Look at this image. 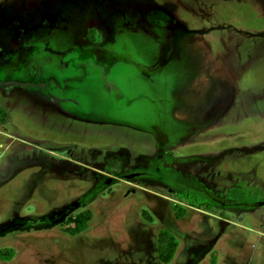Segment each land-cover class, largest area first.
Returning a JSON list of instances; mask_svg holds the SVG:
<instances>
[{
    "label": "rangeland",
    "instance_id": "obj_1",
    "mask_svg": "<svg viewBox=\"0 0 264 264\" xmlns=\"http://www.w3.org/2000/svg\"><path fill=\"white\" fill-rule=\"evenodd\" d=\"M0 77V264H264V0H0Z\"/></svg>",
    "mask_w": 264,
    "mask_h": 264
},
{
    "label": "trees",
    "instance_id": "obj_2",
    "mask_svg": "<svg viewBox=\"0 0 264 264\" xmlns=\"http://www.w3.org/2000/svg\"><path fill=\"white\" fill-rule=\"evenodd\" d=\"M94 32L93 29L90 30V33L92 34ZM1 112V110H0ZM233 197V196H232ZM236 200L239 201H249V198L244 197H233ZM251 199V198H250ZM191 202V200H189ZM175 210H176V217L178 219L182 218L183 215L185 214V208L180 205L176 204L175 205ZM91 219V212L89 210H86L84 212L78 213L74 216L69 217L67 220V225L65 227V231L69 233L70 235H78L79 233L85 231L88 228V222ZM162 244L160 245V250H159V257L162 262L164 263H169L176 251L177 248V242L172 236H167L165 233H162L160 236ZM165 244V247L163 246ZM12 257L10 251H0V258L3 260H9ZM211 264H215L214 261L211 262Z\"/></svg>",
    "mask_w": 264,
    "mask_h": 264
},
{
    "label": "crops",
    "instance_id": "obj_3",
    "mask_svg": "<svg viewBox=\"0 0 264 264\" xmlns=\"http://www.w3.org/2000/svg\"><path fill=\"white\" fill-rule=\"evenodd\" d=\"M99 15H97V18L99 19V17H98ZM85 19L84 18H81V15H77L76 16V20H75V23L73 24V26H72V29L69 31V30H67V31H62V33H59V32H57V33H53V35H51V36H53V38H51V36H48V38L50 37V43H54V44H56V46H58V47H60V48H62L61 47V44H60V42L58 41V39H56V37H58L59 35H63V34H72V42L70 41V42H67V45H66V48H70V47H75V48H80L81 46H80V44H81V40H78V41H76V37L80 34V32H81V25H83V24H85V21H84ZM100 20V19H99ZM94 27H96V26H94ZM97 28V27H96ZM62 37H64V36H62ZM78 38V37H77ZM74 41V42H73ZM66 44V43H65ZM67 49V50H68ZM70 52V51H69ZM69 63H70V65L73 67V68H81V61H76V60H73V59H71V57L69 56ZM81 70H82V68H81ZM82 72L84 73V71L82 70ZM82 76V78H83V74H81ZM71 78H73V77H71ZM6 80H9V82L8 81H6ZM67 80V79H66ZM12 82L13 83H16V81H14V80H12V79H9V78H5V77H0V83H3V84H5V85H7V84H12ZM63 83H64V81H63ZM23 85H28V83H25V82H23L22 83ZM33 85H35V84H33ZM58 85H61V84H58ZM64 86H65V84H64Z\"/></svg>",
    "mask_w": 264,
    "mask_h": 264
},
{
    "label": "flooded vegetation",
    "instance_id": "obj_4",
    "mask_svg": "<svg viewBox=\"0 0 264 264\" xmlns=\"http://www.w3.org/2000/svg\"><path fill=\"white\" fill-rule=\"evenodd\" d=\"M223 27V26H222ZM184 33H187V31H184L182 34H181V36H183L184 35ZM185 42V41H184ZM182 43V42H181ZM84 65V66H83ZM86 64H83L82 62H81V68H82V70L85 72V69H86ZM90 68V70H94V72L97 70L96 69V67H89ZM104 75H107V74H104ZM62 90L65 88V86H64V83L63 84H61V85H58Z\"/></svg>",
    "mask_w": 264,
    "mask_h": 264
}]
</instances>
